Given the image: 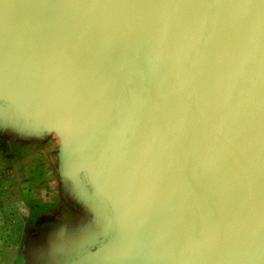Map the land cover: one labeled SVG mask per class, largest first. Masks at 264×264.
I'll return each mask as SVG.
<instances>
[{"label":"water","instance_id":"95a60500","mask_svg":"<svg viewBox=\"0 0 264 264\" xmlns=\"http://www.w3.org/2000/svg\"><path fill=\"white\" fill-rule=\"evenodd\" d=\"M0 118L58 137L78 264L264 249V0H0Z\"/></svg>","mask_w":264,"mask_h":264},{"label":"rangeland","instance_id":"374dc122","mask_svg":"<svg viewBox=\"0 0 264 264\" xmlns=\"http://www.w3.org/2000/svg\"><path fill=\"white\" fill-rule=\"evenodd\" d=\"M12 125L0 118V264H29L22 257L24 231L30 226L46 228L41 226L50 220L56 222L54 214L59 213V205L76 209L81 216L64 235L54 233L47 237L54 238L49 242L53 250L79 246L81 242L76 239L90 237L98 225L96 214L72 197L63 182L56 134L18 130ZM64 228L61 223L45 231ZM56 238L67 239L55 245ZM50 261L60 264L53 254L47 256L46 264Z\"/></svg>","mask_w":264,"mask_h":264},{"label":"flooded vegetation","instance_id":"af4514ba","mask_svg":"<svg viewBox=\"0 0 264 264\" xmlns=\"http://www.w3.org/2000/svg\"><path fill=\"white\" fill-rule=\"evenodd\" d=\"M58 212L56 215V222L50 220L49 224L43 225L41 227H49L52 225H59L63 223L65 228L63 230H58L54 232L45 231L46 228H37L38 226H30L25 232L24 238H22V257H24V263L29 264H46V259L49 254L54 255V259L60 262V264H78V260L85 254H87L90 250L93 249L90 243H95V246H100L102 243L106 242L105 238H99V240L84 238L83 245L76 249H68L63 251L53 250V247L49 245V242H53L54 238H47L54 233L64 235L66 233V229L72 228V226L77 219L79 220L81 214L76 211V209H72L70 207H63V205H59ZM57 211V210H56ZM65 213H64V212ZM63 212V213H62ZM52 221V222H51ZM74 227V226H73ZM48 233V234H47ZM58 240L54 241L55 245L58 243L65 242V238H56ZM63 239V240H62ZM76 239V238H73ZM80 239V238H78ZM71 241V240H69ZM24 253V255H23ZM250 261L247 260H236V264H264V249L260 250L257 254L254 253L250 257H248ZM50 261L48 264H52Z\"/></svg>","mask_w":264,"mask_h":264}]
</instances>
